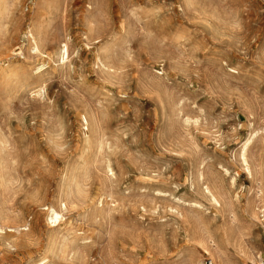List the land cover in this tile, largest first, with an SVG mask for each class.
Wrapping results in <instances>:
<instances>
[{"label":"rangeland","instance_id":"1","mask_svg":"<svg viewBox=\"0 0 264 264\" xmlns=\"http://www.w3.org/2000/svg\"><path fill=\"white\" fill-rule=\"evenodd\" d=\"M263 131L264 0H0V264H264Z\"/></svg>","mask_w":264,"mask_h":264},{"label":"bare ground","instance_id":"2","mask_svg":"<svg viewBox=\"0 0 264 264\" xmlns=\"http://www.w3.org/2000/svg\"><path fill=\"white\" fill-rule=\"evenodd\" d=\"M36 30V29H35ZM37 32V31H36ZM38 36H39V34L37 35V33H35V31L33 30V29H30L29 30V37H30V40H31V43H32V49L31 50H33L34 52H36V53H38V54H42L43 52V50H42V48H41V46H40V43H39V39H38ZM41 41V40H40ZM62 47V46H61ZM61 53H60V56H61V60L63 61V63H64V61H66V60H69L68 58H69V50H68V46L65 44V45H63V49L61 48ZM32 52V51H31ZM35 53V54H36ZM62 63V64H63ZM64 65V64H63ZM65 66V65H64ZM59 67V66H58ZM64 68V67H63ZM85 117V116H84ZM90 118V117H89ZM89 118H87V117H85L84 118V122H85V126H86V128L87 129H85V130H90L89 129V127H90V120H89ZM89 132V131H88ZM256 132V131H255ZM258 135V133H254V134H252L251 135V137L249 138V140L244 144V146H243V148H242V153H241V155H240V161H241V164H242V167L248 172V174L251 176V177H253L254 176V174H255V172L257 173V171H258V167H257V164H253V162H254V160H252L251 159V157H250V155H249V150H250V146H251V144H252V142H253V140H254V138L256 137ZM102 136V135H101ZM262 136L264 137V131L262 132ZM264 139V138H263ZM6 140V139H5ZM7 141V140H6ZM5 146V143L3 142V140H1L0 139V149L2 148V147H4ZM0 162H2V160L0 161ZM95 167V166H94ZM0 169H1V166H0ZM107 169L112 173V169H111V166H110V163L109 164H107ZM2 172L0 171V179H2L1 178V176H3L2 174H1ZM112 177L114 176V173H112V175H111ZM4 177V176H3ZM7 177V176H6ZM4 178L5 180H9V178L10 179H12L11 177H9V178ZM200 179L204 182V180H205V176H204V173H200ZM4 180V181H5ZM5 182H7V181H5ZM10 182H11V180H10ZM4 186L5 184H1V186ZM8 184L6 183V186H7ZM11 186V185H10ZM7 188V187H6ZM9 190H10V188H8ZM202 191H203V189H202ZM203 193H204V191H203ZM206 193H207V195L210 197V199H211V201L213 202V203H215L216 205H220L221 206V203H222V198H221V196L213 189V188H210L209 186H207V188H206ZM261 194V193H260ZM67 202H69V200H66V201H64V199H63V201H61V204L62 205H64L65 207L67 206ZM70 203V202H69ZM258 204L259 205H261L260 207H259V210L261 209V208H264V197L263 198H261V199H259L258 200ZM246 206H247V202H246ZM256 209V208H255ZM1 210V212H2V209H0ZM264 210V209H263ZM4 212V211H3ZM7 212V211H6ZM14 212V211H13ZM5 213V212H4ZM7 213H10L9 211L7 212ZM7 213H5L4 215L6 216V214ZM11 214V213H10ZM10 217V216H9ZM15 217V216H14ZM17 217H19V216H17ZM62 218H64V216L60 213V212H58L56 209H54V208H52L51 209V211H50V215H49V219L47 220L48 221V223H49V225L51 226V231L52 232H55V230L57 229V227L58 226H60V221L62 220ZM17 219V218H16ZM15 220V219H14ZM6 221H8V220H6ZM5 221V222H6ZM6 224V223H5ZM14 224H15V222H14ZM21 226V225H20ZM20 226H18V227H15V228H13L14 229V231L15 232H17L18 234H22V233H24V232H28L29 231V225H26L25 226V224L23 225V226H25L26 227V229H23V230H21V228L22 227H20ZM24 227V228H25ZM5 228L3 227V230H4ZM2 229H0V231H1ZM6 231V230H5ZM234 231V229L232 228L231 229V233ZM3 232V231H2ZM57 232V231H56ZM16 233V234H17ZM27 234V233H26ZM25 234V235H26ZM2 235V234H1ZM23 236V235H22ZM218 238V237H217ZM219 241H221V240H219ZM221 242H223V241H221ZM229 243V242H228ZM64 249V248H63ZM62 250V248L60 247V246H58L57 245V243L55 244V245H53V246H51V256H53L56 252H57V254H58V251H61ZM49 252V251H48ZM87 252V251H86ZM206 254V255H211L214 259H216L218 262H221V264H224V257L226 256V249H225V244L224 243H220V242H216L215 241V239H214V236L212 235V233H210L209 231H207V230H200V231H198L197 232V234H196V237H195V239H194V241H193V246L191 247V251H190V254H192L191 255V257H189L188 258V262L190 263V264H195L194 263V260L195 259H198V258H200L201 256V254ZM78 254V253H77ZM47 255V254H46ZM51 258V257H50ZM47 259V257L44 259V260H46ZM49 259V258H48ZM215 260V261H216ZM41 262V261H40ZM187 262V263H188ZM45 264V263H44ZM52 264V263H51Z\"/></svg>","mask_w":264,"mask_h":264}]
</instances>
